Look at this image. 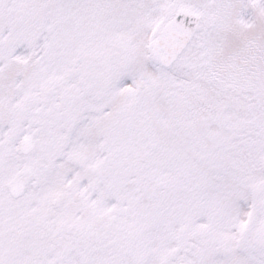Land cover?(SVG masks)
<instances>
[{
	"label": "snow or ice",
	"instance_id": "1",
	"mask_svg": "<svg viewBox=\"0 0 264 264\" xmlns=\"http://www.w3.org/2000/svg\"><path fill=\"white\" fill-rule=\"evenodd\" d=\"M0 264H264V0H0Z\"/></svg>",
	"mask_w": 264,
	"mask_h": 264
}]
</instances>
